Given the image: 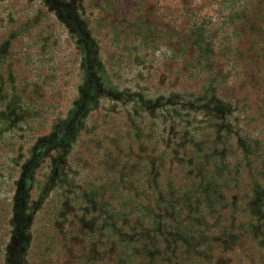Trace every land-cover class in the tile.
Segmentation results:
<instances>
[{
	"label": "rangeland",
	"instance_id": "374dc122",
	"mask_svg": "<svg viewBox=\"0 0 264 264\" xmlns=\"http://www.w3.org/2000/svg\"><path fill=\"white\" fill-rule=\"evenodd\" d=\"M0 264H264V0H0Z\"/></svg>",
	"mask_w": 264,
	"mask_h": 264
}]
</instances>
